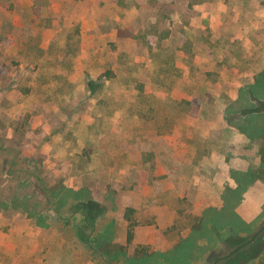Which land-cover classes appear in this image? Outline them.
Segmentation results:
<instances>
[{"label":"rangeland","instance_id":"obj_1","mask_svg":"<svg viewBox=\"0 0 264 264\" xmlns=\"http://www.w3.org/2000/svg\"><path fill=\"white\" fill-rule=\"evenodd\" d=\"M252 5L0 0V264H264Z\"/></svg>","mask_w":264,"mask_h":264},{"label":"crops","instance_id":"obj_2","mask_svg":"<svg viewBox=\"0 0 264 264\" xmlns=\"http://www.w3.org/2000/svg\"><path fill=\"white\" fill-rule=\"evenodd\" d=\"M253 6V5H252ZM229 18L228 21L223 22L217 21L219 23L216 26L224 25L227 26L228 32L233 33L231 40L235 39L238 43L243 44V48H251L250 63L255 65L256 63L261 64L264 61V9H257L254 6L245 10H238L236 12L234 9L229 8ZM241 16L243 19H241ZM242 33V34H241ZM254 51V52H253ZM246 58V57H245ZM246 62H248L246 58ZM261 71V69H258ZM255 70V71H258ZM253 79V78H252ZM252 81L249 87H253L256 84L264 85V80H260L258 83ZM240 84V83H239ZM248 87V88H249ZM247 88V87H246ZM264 100V99H263ZM260 100V101H263ZM257 184V183H255ZM261 186L263 184L260 183ZM249 189V188H248ZM241 216V215H240ZM244 219H249L253 217L241 216Z\"/></svg>","mask_w":264,"mask_h":264},{"label":"trees","instance_id":"obj_3","mask_svg":"<svg viewBox=\"0 0 264 264\" xmlns=\"http://www.w3.org/2000/svg\"><path fill=\"white\" fill-rule=\"evenodd\" d=\"M262 163H264V158L261 160Z\"/></svg>","mask_w":264,"mask_h":264}]
</instances>
